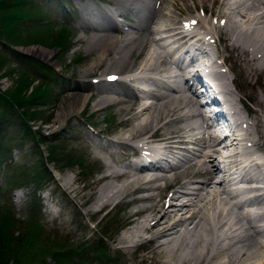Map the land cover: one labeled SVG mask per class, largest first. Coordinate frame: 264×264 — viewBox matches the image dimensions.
Instances as JSON below:
<instances>
[{"label":"bare ground","instance_id":"obj_1","mask_svg":"<svg viewBox=\"0 0 264 264\" xmlns=\"http://www.w3.org/2000/svg\"><path fill=\"white\" fill-rule=\"evenodd\" d=\"M107 3L112 5L111 9L93 10L89 4L78 5L81 19L77 26L91 30L83 39V46L96 54L84 72H92L96 65L116 71L108 70L103 77H96L94 84L100 85L89 94L74 88L62 98L56 116L61 119L77 113L90 99V113L115 108L114 124L122 128L112 135L102 133L106 147L99 151L106 158L104 153L98 154L96 148L100 146L95 145L93 154L99 155L104 166L96 179L98 185L92 188L94 199L87 213L94 207L99 211L114 201L148 202L127 212L126 222L134 224L126 232L130 236L119 235L116 240L121 252L146 246L148 256L163 255L164 259H158L160 264H264V241L258 238L264 237V224L262 228L253 224L255 219L264 222V154L258 164L252 163L254 171L248 177H253L256 184L246 200L255 207L237 213L235 209L240 204L229 202L224 183L236 178L235 142L227 133H211L203 127L205 117L198 110V104L184 90L167 83V80L175 83L179 77L178 68L175 74L174 66L167 61L168 55L177 50L172 64H178L187 54L189 58L184 67L198 69L205 64L223 67L212 75L213 94H222L235 117L247 122L244 134L250 145L254 148L259 143L264 145L258 119L264 118L263 3L259 0H107ZM243 6L254 9L255 13H247ZM199 7L201 13L195 14ZM121 11L130 13L134 24L116 25L112 14L125 20ZM180 11H185V15L177 19ZM211 48L215 50L212 54ZM32 50L35 48L28 49ZM49 54L45 52L44 57ZM225 72L232 73L229 80L234 84L233 89L221 81ZM135 91L144 96H137ZM144 98L149 102L143 103ZM139 137L143 140L155 137L154 141L161 142L162 146L160 149L149 147L152 153L163 155L165 160L171 155L180 161L172 176L161 172L160 164L151 168L135 166V162L142 160L137 159L142 148L134 143ZM89 139L96 141L93 137ZM187 142L194 150L183 156ZM112 143L117 147L108 148ZM130 156L133 160L128 159ZM108 159L116 161V166ZM219 161L223 162L224 170L216 178ZM186 172L191 175L181 177ZM237 174L247 178L244 172ZM172 179L181 180L174 181L169 194L163 195L165 201L160 203L158 183L163 180L166 187ZM66 183V192H62L67 197L69 193L75 194L70 187L71 179ZM132 228L138 233H132ZM135 235L140 242L132 244L130 240Z\"/></svg>","mask_w":264,"mask_h":264},{"label":"rangeland","instance_id":"obj_2","mask_svg":"<svg viewBox=\"0 0 264 264\" xmlns=\"http://www.w3.org/2000/svg\"><path fill=\"white\" fill-rule=\"evenodd\" d=\"M28 1L32 5L35 4V11L41 13L47 21V24L41 25L42 27L38 29L48 38L43 42L25 43V45H14L8 41H0V92L20 89L22 94L28 95L34 86L41 88V84L50 88L51 92L46 105L36 106L35 110L38 111L32 119L27 121L28 126L34 130L36 136L37 133H41L39 139L41 142H32L29 135L24 134V128L17 118L9 117L2 122L4 130L0 133V140L1 143H4V156L0 155V159L3 158V161L11 160V163H5L4 166L0 164V183H2L0 216L4 217L2 213H6L13 221L4 235L6 242L0 236V250L4 251L5 245L9 246L7 256L5 255L7 264H12L11 257L13 254H17L20 261L23 262L24 253L29 252V248L25 244H28L32 230H34L31 218H35L39 224L41 223L37 234L42 240L38 244H46L47 246L56 244V246H49L54 252L47 250V246L40 247L37 243L34 245L33 249L36 247L40 249L34 256H41L42 264H81L83 262L85 264H160L158 259H164L163 255L150 254L148 256L146 246H137L130 252H121L118 249L120 245L116 240L119 235L127 234V231L124 232L123 230L125 229L123 223H127L125 219L127 212L130 209L140 207V205H146L148 202L146 204L138 202V204L137 202L114 201L99 211L95 210L93 206L94 209L87 213V208L94 199L92 190L98 185L96 179L104 166L97 157L98 154L104 153L99 151L102 150L101 147H106L102 143L106 140L104 137L106 134L103 132L106 131L112 135L122 129L114 124L117 120L115 108H103L96 113H90L88 105L91 104V101L89 99L79 112L63 117L65 119H56L59 104L65 95L74 91V88L83 89L84 94H89L92 92L91 90L100 85L92 83L91 79L99 78V75L103 77V74L109 71H116L115 69L103 70L101 65H96L92 72H84V69L93 63L96 54L89 53L83 46V39L91 33V30L77 26L81 19L77 9L78 5L86 3L93 10L99 7L111 9L112 5L107 3V0ZM242 9L251 15L255 13L254 9H249L247 6H243ZM199 10L200 7L199 9L196 8L194 13H201ZM165 11L167 10L165 9ZM174 11L176 12V9ZM121 12L126 14L128 19L122 22L117 21L118 25L134 24L130 18V13ZM184 15L185 11H180L176 18L180 19ZM117 18L120 19L121 17L117 16ZM45 21L38 20L37 23ZM26 23L27 21L24 22V24ZM62 25L68 28L67 34H65L68 38L67 45L64 50H61V47L65 44L57 47L51 43V37L53 38V34ZM88 25H91L90 21ZM20 28V33L26 35L23 26ZM21 37L25 38L26 36ZM31 38L36 39L38 36H31ZM31 48H35V50L28 51ZM10 50H14L16 54L11 55ZM214 51L211 48V54ZM45 52H50L48 57H44ZM20 55L30 57L32 61H24ZM227 61L231 62L230 58H227ZM9 66L18 67L19 70H15V73L6 74L4 71H8ZM38 66L46 68L49 75H39L42 72ZM18 71H21V74H18ZM3 72L4 74H2ZM231 76V72H225L221 81L226 82L233 89L234 84L229 80ZM27 80L30 83L25 84L24 82ZM102 84L114 85V83L105 82ZM170 85H176V83H170ZM135 92L144 96L143 93ZM142 102L148 103L149 99L144 98ZM258 119H260L259 128L262 129L264 138V118L259 116ZM247 121L250 122V120ZM99 130H102L101 133ZM94 132L98 133L94 135ZM251 132L254 137L253 128ZM89 137H93L100 143H96L93 139L90 140ZM149 139L144 140L148 142ZM154 140L155 137H151L150 141ZM260 144L262 143H259V146L254 150L263 155L264 145L262 144L263 147H261ZM95 145L100 146V149L96 148ZM28 146L33 147L28 150ZM116 147L117 145L112 143V146L108 148L114 149ZM95 148L101 153L98 152L94 155ZM252 148L254 146L249 145L248 149ZM103 155L106 158V154ZM92 159L94 160L92 161ZM108 161L111 162V165L113 164L112 166H116V161L113 160L112 162L110 159ZM189 175L191 174L186 172L181 177L184 176L185 178ZM69 179H71L70 187L74 188L73 193H75L68 194L70 199L64 193L66 192V182ZM179 180L181 179H172L166 187L162 181L158 183L160 186L158 196L160 203L165 201L163 195L169 194L174 181L178 182ZM33 196L37 199L36 204L32 199ZM116 202L118 203L115 204ZM48 203L50 207H48ZM128 224L130 226V223ZM133 225L131 224L129 229ZM131 231H133L132 233L135 232L134 234L138 233L135 228H132ZM127 235L130 236V233L128 232ZM258 238L261 239L260 236ZM34 241H37L36 233ZM130 242L137 244L140 239L135 235ZM58 243L59 245H57ZM96 243L97 246H95ZM62 249L64 250L62 251ZM188 251L185 250L184 252ZM262 251L264 252V249Z\"/></svg>","mask_w":264,"mask_h":264},{"label":"trees","instance_id":"obj_3","mask_svg":"<svg viewBox=\"0 0 264 264\" xmlns=\"http://www.w3.org/2000/svg\"><path fill=\"white\" fill-rule=\"evenodd\" d=\"M34 4V3H33ZM35 5V4H34ZM31 4L28 0H0V41H8L10 43H13L14 45H22L25 43H38L43 42L47 37V35L39 32V27H42L41 25L47 24V22L43 23H37V21H45V18L43 15L35 11L36 7ZM38 6V5H37ZM27 21L26 24L24 22ZM21 26H23V29L26 31V35H23L20 33ZM33 28V29H32ZM35 28H37L35 30ZM68 28H66L64 25H62L56 32L53 34V38L51 37V43L54 44L57 47H61V50H64L67 45V37L65 34H67ZM21 36H26L21 37ZM31 36H38V38L34 39L31 38ZM11 55H15L14 50L9 51ZM61 52V51H60ZM24 61L31 62L32 58L20 55ZM43 66H38V68L41 70L42 73L39 75L41 76H48V70L46 68H41ZM15 70H19L18 67H8V71H4L6 74H10L12 72L15 73ZM4 72L2 74H4ZM18 74H21V71H18ZM17 77V76H16ZM29 80V79H28ZM25 81V84L30 83ZM42 87L39 88L37 86H34V89L29 92L28 95H24L20 92V89L17 91H11L6 90L3 92H0V133L4 130V127H2L3 120L14 117L17 118L19 123L24 128V134L29 135V139L35 143L41 142L39 139L41 133H37V136L34 133V130H31L28 126V120L32 119L36 112L38 110L36 109V106H45L46 103L49 101L48 97L51 92L50 88L44 87V84H41ZM48 100V101H47ZM33 107V108H31ZM44 137V136H42ZM26 139V138H25ZM25 143V142H24ZM33 146H28V150L31 149ZM0 155L4 156V143H1L0 140ZM1 157V156H0ZM3 158L0 159V163L3 162ZM4 217L0 216V236L5 240V232L10 228V226L13 224L11 217H9L6 213H2ZM32 220V226H34V230H32V236L28 240V244L25 245L28 246L29 252L24 253V259L23 262L20 261L17 254H13L12 258V264H42L40 261L41 256H34L37 254L40 249L36 247L34 248V245L39 243L42 239L38 236V230L41 225L35 220V218H31ZM31 226V227H32ZM35 233L37 235V241H34ZM59 245V243L57 244ZM98 244L96 243L95 246ZM40 247H46V244L40 245ZM49 246H56V244H49L47 246V250L53 251L52 248ZM9 246L5 245L4 251L0 250V264H7V260L5 255L7 256ZM64 249H62L63 251ZM59 260V259H58ZM81 264H85L84 262Z\"/></svg>","mask_w":264,"mask_h":264}]
</instances>
